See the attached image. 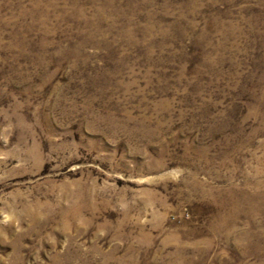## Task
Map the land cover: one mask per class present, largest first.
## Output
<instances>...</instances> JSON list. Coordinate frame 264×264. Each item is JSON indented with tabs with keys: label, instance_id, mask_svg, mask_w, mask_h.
<instances>
[{
	"label": "rangeland",
	"instance_id": "obj_1",
	"mask_svg": "<svg viewBox=\"0 0 264 264\" xmlns=\"http://www.w3.org/2000/svg\"><path fill=\"white\" fill-rule=\"evenodd\" d=\"M0 264H264V0H0Z\"/></svg>",
	"mask_w": 264,
	"mask_h": 264
},
{
	"label": "bare ground",
	"instance_id": "obj_2",
	"mask_svg": "<svg viewBox=\"0 0 264 264\" xmlns=\"http://www.w3.org/2000/svg\"><path fill=\"white\" fill-rule=\"evenodd\" d=\"M231 193H232V192H231ZM231 193H230V195H232ZM232 196H233V195H232ZM250 197H251V196H250ZM232 198H233V197H232ZM244 200H246V199H244ZM241 201H242V198H241ZM249 201H250V200H249ZM244 202H245V201H244ZM246 202H247V201H246ZM246 202H245V204H246ZM240 203H241V202H240ZM250 203H251V202H250ZM250 203H249V204H250ZM231 204H232V203H231ZM242 204H244V203H242ZM247 204H248V203H247ZM237 205H238V204H237ZM230 206H231V205H230ZM234 206H235V205H234ZM239 207H240V206H239ZM240 209H241V208H240ZM243 209H244V208H243Z\"/></svg>",
	"mask_w": 264,
	"mask_h": 264
}]
</instances>
